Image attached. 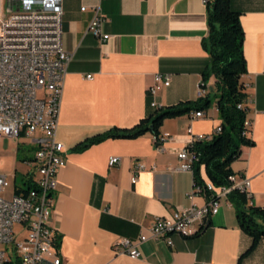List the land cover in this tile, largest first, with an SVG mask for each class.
<instances>
[{
  "label": "crops",
  "instance_id": "1",
  "mask_svg": "<svg viewBox=\"0 0 264 264\" xmlns=\"http://www.w3.org/2000/svg\"><path fill=\"white\" fill-rule=\"evenodd\" d=\"M231 6L245 32L242 80L250 84L249 136L254 140L242 147L231 168L251 180L252 201L264 207V0H231ZM94 7L107 19L103 32L112 37L106 42L90 31ZM207 35L206 0H63L62 48L71 58L56 137L65 145L67 163L58 174L52 221L62 264H264V235L252 248L254 237L242 229L229 197L221 199L218 213L197 235L173 234V246L149 238L138 244L141 256L135 259L113 248L121 238L149 233L157 217L206 204V194L189 199L196 178L193 171L179 169L178 152L191 141L189 129L193 135H211L221 125L215 104L201 117L193 111L166 119L163 151L156 149L151 132L75 150L114 127H134L157 108L196 101L202 74L212 62L202 43ZM157 74L169 76L170 84L151 95ZM215 82L212 78L208 86ZM0 142L6 146L9 140ZM18 151L15 146L5 154L15 173H31L27 161L35 155L19 159ZM113 156L120 162L111 166ZM137 163L145 169L132 183Z\"/></svg>",
  "mask_w": 264,
  "mask_h": 264
},
{
  "label": "built area",
  "instance_id": "2",
  "mask_svg": "<svg viewBox=\"0 0 264 264\" xmlns=\"http://www.w3.org/2000/svg\"><path fill=\"white\" fill-rule=\"evenodd\" d=\"M86 9L82 7L83 11ZM93 9L90 31L98 40L106 42L112 37L103 32L107 19L99 7ZM62 14L63 0H0V138L23 137L30 141L35 148V158L27 164L32 167L36 183V188L26 196L15 194L7 200L0 195V264H11L16 258L20 264H62L55 250L52 225L53 194L58 186L59 171L67 163L65 145L56 137L67 64L71 58L62 48ZM169 84V76L157 74L149 93L156 95L162 86ZM205 85L202 81L200 96L209 90ZM249 102L247 98L246 103ZM152 106L158 107L156 101ZM196 116H204V111H197ZM245 125V134L249 135L252 124L247 119ZM221 130L218 126L211 135H193L189 129L191 141L178 152L179 169L193 171L200 158L195 144L212 140ZM167 136L168 133L155 136L157 150H164L163 141ZM119 162L120 158L113 156L109 164ZM143 169L145 165L136 164L132 183L138 180L136 172ZM201 170H206L204 164ZM201 180L202 183L196 180L188 197L193 201L196 196L209 192L205 205L192 204L170 217H157L149 233L136 240L119 239L114 251L135 259L141 256L138 244L149 238L164 239L173 246V234L186 238L197 235L200 227L218 213L221 199L229 197L235 189L245 193L248 203L255 206L248 177L234 173L229 177L228 186H216L202 173ZM9 185L8 177L0 174V193Z\"/></svg>",
  "mask_w": 264,
  "mask_h": 264
},
{
  "label": "trees",
  "instance_id": "3",
  "mask_svg": "<svg viewBox=\"0 0 264 264\" xmlns=\"http://www.w3.org/2000/svg\"><path fill=\"white\" fill-rule=\"evenodd\" d=\"M208 35L203 39L204 48L210 53L212 62L204 70L202 80L207 87L214 78L215 85L208 86V92L196 101L182 102L174 106L157 108L149 117L142 119L132 128L114 127L108 132L95 135L75 148L82 151L108 138H137L147 132L161 135V127L166 119L177 118L193 111H207L214 104L218 108L222 130L214 134L210 141H199L195 149L200 158L193 166L195 178L201 180V165L204 164L208 178L216 186L230 185L229 177L234 174L231 165L238 159L243 146H251L254 140L245 134L248 119V91L243 75L247 73L244 54L245 32L240 13L231 6V0H206ZM242 104L243 107H239ZM36 188L33 173L23 176L21 185L15 186V194L26 196ZM209 195V192L206 193ZM235 206L240 225L254 237L252 248L264 235V208L248 203L247 195L237 189L229 194ZM11 264H20L15 259Z\"/></svg>",
  "mask_w": 264,
  "mask_h": 264
},
{
  "label": "rangeland",
  "instance_id": "4",
  "mask_svg": "<svg viewBox=\"0 0 264 264\" xmlns=\"http://www.w3.org/2000/svg\"><path fill=\"white\" fill-rule=\"evenodd\" d=\"M41 95V92H40ZM7 138V137H5ZM9 143L4 146L0 142V174H5L8 177V180L10 182V185L2 192L0 195L9 200L12 199L15 195V186L21 185L23 182V174L21 172L15 173L14 171V164L10 161V159L5 155L10 150H12L13 147L17 146L19 147V159L23 158L26 154H34L33 153V145L30 143V141L23 137H18L17 139L8 138ZM22 168L21 170L26 169L27 165L21 164ZM19 226L17 225L16 228Z\"/></svg>",
  "mask_w": 264,
  "mask_h": 264
}]
</instances>
